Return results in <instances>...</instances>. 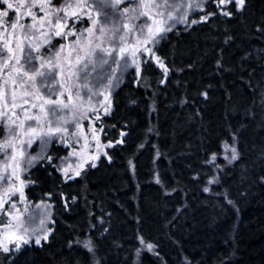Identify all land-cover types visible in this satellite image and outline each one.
Returning a JSON list of instances; mask_svg holds the SVG:
<instances>
[{"label":"trees","instance_id":"16d2710c","mask_svg":"<svg viewBox=\"0 0 264 264\" xmlns=\"http://www.w3.org/2000/svg\"><path fill=\"white\" fill-rule=\"evenodd\" d=\"M227 9L207 4V23L166 34L155 54L167 75L152 63L124 75L99 120L112 146L95 167L64 181L66 150L50 144L52 160L25 176L26 200L51 206L50 235L0 264H93L72 246L89 238L98 264H264V0ZM233 137L239 158L206 194L208 160ZM141 237L155 253L136 263Z\"/></svg>","mask_w":264,"mask_h":264},{"label":"snow or ice","instance_id":"6c2138e0","mask_svg":"<svg viewBox=\"0 0 264 264\" xmlns=\"http://www.w3.org/2000/svg\"><path fill=\"white\" fill-rule=\"evenodd\" d=\"M212 0H78L77 3H69L65 0V3L59 7L53 5V0H0V26H7L10 23V27L15 30L20 28L22 30L24 40H32L36 38V32L40 31L44 27V23H47L49 32H41L44 36V43L51 44L53 36H67L75 35L77 40L85 39L88 41V52L84 56H80L79 52L83 51V47L77 45L73 49L77 53L76 62L72 64L71 60H68L67 75L65 76V69L59 64L55 63L52 58L45 59L43 56H33V52H39V46H33L31 43L26 46H21V56L16 59V64L19 65L16 71L19 75L27 77L28 81H31L35 86L36 92L41 93L38 98L43 101L40 105V115H28L25 120H22L20 124H16L14 121L12 124L6 126L7 138L0 142V184L7 183L13 188L12 194L16 191L20 192L21 202H24L25 197L22 187L24 181L21 180V188L15 189L13 185V178L19 179V173L16 171L25 170V166H34L36 162L47 159L52 160V157L48 155V148L54 139L59 136L62 142H67L64 133H69L67 125L76 123L75 111L84 103L83 97L87 96L90 101L92 97L98 95H104L103 91H97L96 87L103 85L105 80L108 81L107 87L112 86V76L116 73L117 68L126 69L128 67L127 58L125 53L127 51V45L132 38L135 39V45L132 50L133 63L136 64L137 74H140L141 64H147L149 60L155 59L157 64L164 70L167 75V68L164 66V62L160 57L155 54V47L160 41L166 38V34L173 31L177 24L192 25L199 23H207L209 19L215 15L216 12L205 11L208 3ZM217 7L221 5L233 4L237 12L244 10L246 0H216ZM121 5H128L121 8ZM6 6V8H5ZM26 8L25 15H30L32 18V24L20 23V15H17L13 20L10 16V11H18L19 9ZM34 8H39L44 12L43 17H38L37 13L33 11ZM77 8L79 12H72L71 16L80 19L82 15H87L92 20V27L84 29L85 33L95 37V40L88 39L84 36V33L77 34L71 30L65 32L64 29L75 28V23L69 25V9ZM88 10L85 12V10ZM203 12L204 14L199 19H189L191 12ZM63 13V15H61ZM93 13L96 15V19H93ZM220 15L225 17H231L233 13L230 10H221ZM7 18V19H4ZM125 20L127 22H125ZM138 21L139 23H134ZM37 22L40 23V27L37 28ZM111 24V27L108 25ZM7 29L5 28V31ZM259 30V29H258ZM111 45V47H103L104 41ZM95 41H99L96 43ZM63 51V45L61 46ZM138 52L146 53L149 60H141L137 62L136 55ZM119 54L120 60H116L115 56ZM60 56V52L56 53V57ZM0 58L3 59V64L0 67H4L7 64V58L3 57V53L0 52ZM36 61L40 62L39 68L36 67ZM110 61L116 64V68H111V74L105 71V66L110 67ZM123 61V63H121ZM219 66V61L217 62ZM91 67L92 72L97 74V84L94 87H89V77L92 72L88 69ZM99 68L101 71H97ZM59 77H64V81L60 82ZM7 81H5V85ZM13 84L16 81L13 80ZM27 87V85H25ZM82 90H86L83 91ZM5 95L8 93L6 87L0 89ZM32 92H26V95H32ZM105 100L108 97L105 96ZM80 102L79 104L77 102ZM24 100L23 103H27ZM16 100L13 91L12 105L15 106ZM110 103V102H109ZM35 108L36 106L33 105ZM105 114L109 109L105 106ZM99 118V117H97ZM34 122V123H32ZM5 125L3 118L0 117V134H3ZM123 135V133H121ZM23 136L27 139L20 140V159L16 156V147L13 143L18 137ZM75 136V133H69V138ZM38 142L39 151L36 155H31L25 150V145L28 149L32 148L33 144ZM120 143V141H117ZM112 145L109 144L108 147ZM225 153H231L230 157L225 156V159L229 160V163L238 160L239 154L235 147V137H233V143L230 145L228 142L223 144ZM69 155H72L70 153ZM216 159L215 154L212 156V160ZM131 163V162H130ZM96 165L93 163L92 167ZM72 166L60 169L67 179H74L75 176L80 175V171L75 172V176L69 175V170ZM80 169H83V164L79 165ZM11 169V172L9 171ZM215 179H210L208 184L215 183ZM159 183V180H157ZM205 192H209L208 187L204 188ZM51 195V194H49ZM227 200V197H225ZM75 200V198H73ZM231 203L230 200H227ZM6 201L0 200V212L7 211L3 208V204ZM11 207L16 209L17 205L12 203ZM42 205H36V208H41ZM50 205H43L45 212ZM28 209L25 208V212ZM12 213L9 211L8 215ZM43 215V213H42ZM34 217H29V221H33ZM0 219V223H2ZM45 220L41 219L39 228H32L22 225V231L27 236L30 234H36L40 231H44ZM47 240V232L43 236L36 235L35 243L40 244L41 240ZM19 240L23 244H28L29 239L19 237ZM141 245H145V240L141 237L139 240ZM84 249L89 253H94L95 246L93 241L89 238L84 241H77ZM149 252L153 251L154 246L151 243L146 244ZM20 243L16 244V250H19ZM0 250L5 253L12 251L9 247L0 244ZM140 250L137 249V255Z\"/></svg>","mask_w":264,"mask_h":264},{"label":"rangeland","instance_id":"374dc122","mask_svg":"<svg viewBox=\"0 0 264 264\" xmlns=\"http://www.w3.org/2000/svg\"><path fill=\"white\" fill-rule=\"evenodd\" d=\"M13 2H17V0H13ZM27 2V0H26ZM69 3H77L78 0H67ZM91 2V0H89ZM212 4V6L220 12L221 10H228V6L231 5H221L219 8L217 7L216 0H212V2L208 3ZM128 6V5H121V8ZM235 7V6H234ZM6 8V6H5ZM207 9V6H206ZM205 9V11H206ZM34 12L37 13L38 17H43L44 12L40 11L39 8H34ZM79 12V9L72 8L69 9V19L68 23L69 25L75 23V28L71 29H64L65 32L71 30L73 32H76L77 34L84 33V36L88 37V39L95 40L94 36H91L88 33L84 32V29L92 27V20L88 18V16L82 15L80 19H77L74 16H71L72 12ZM88 10L86 9L85 12ZM27 12L26 8L19 9L18 11H10V16L14 20L17 15H20V23L23 24H32V18L30 15H25L24 13ZM203 12H191L189 19H199L201 15H203ZM63 15V13H61ZM93 19H96L95 13H93ZM7 19V18H4ZM125 22H127L125 20ZM10 23L7 26H0V52L3 53V57L7 58V64L4 67H0V89L6 87L8 89L7 95H5L2 91H0V117L3 118L4 121V131L3 134H0V142H2L5 138H7V128L6 126L9 124H12L13 121L18 125L22 120H25L26 116L28 115H40L41 117L43 114L40 112V105L43 103L41 99L38 98V96L41 93H37L35 86L32 85L31 81H28L27 77L21 76L17 73L16 68L19 67V65L16 64V59L21 56V46H26L27 44L31 43L33 46H39L40 51L39 52H33V56H43L45 59L52 58L55 63L59 64L61 67L65 69L64 75H67V68H68V60L70 59L72 64H75L76 62V55L77 53L73 51L74 48L79 46L83 47V51L79 52L80 56H84L88 52V41L85 39L77 40V36L70 35L67 36V38H64L62 36H53L52 42L55 40H61L62 44L56 48H51V44H45L44 43V36L41 35V32H49L50 29L47 26V23H44V27L36 32V38L32 40H24L22 30L20 28H17L13 30L10 27ZM134 23H139L138 21H134ZM196 25V24H195ZM111 27V24L108 25ZM193 26V25H192ZM40 27V23L37 22V28ZM5 28L7 29L5 31ZM189 28L187 25L183 24H177L175 26L174 30H185ZM96 43H99V41H95ZM63 45V51H61V46ZM135 45V39L132 38L130 40V43L127 45V51L125 53V56L127 58V64L128 67L126 69H119L117 68L116 73L112 76V86L109 88L107 87L108 81L105 80L103 82V85L96 87L97 91H103L104 95H98L95 97H92L91 100H88L87 96L83 97L84 103L81 104V106L77 109H74L75 111V117L76 121L78 122V127L76 123L67 125L69 129V133H75V136H71L69 138V133H64V137L66 139V143L61 141V138L57 136L54 139V144L57 146H61L63 149L66 150L65 157L61 160V165L59 167L60 174L62 176V179L64 181H71L76 178L81 177L89 168L92 167V164H96L97 161L105 156L106 149H110L108 145L110 144H103L100 142V121L101 117H103L105 114V106L110 109V103H111V93L112 91L122 83L124 75L130 71L133 70L136 76H139L137 74L136 70V64L133 63V56H132V50ZM157 46V45H156ZM103 47L108 48L111 47V45L107 42V40L104 41ZM156 48V47H155ZM155 50V49H154ZM60 52V56L57 58L56 53ZM116 60H120L119 54L115 56ZM137 62L141 60H149V57L146 53L138 52L136 55ZM3 59L0 58V64H3ZM123 63V61H121ZM148 63H152L155 66H158L161 68L155 59L149 60ZM110 67L105 66V71H107L109 74H111V68H116V64L114 62L110 61ZM143 64H141L142 66ZM40 62L36 61V67L39 68ZM89 72H92L91 67L88 69ZM97 71H101L99 68H97ZM97 74L95 72H92V75L89 77L88 83L89 87H94L97 84ZM13 80L16 81V84H13ZM60 82L64 81V77H59ZM5 81H7V84L5 85ZM27 85V87L25 86ZM15 95V106L12 105V95ZM86 91V90H82ZM26 92H32V95H26ZM105 96L108 97V100H105ZM24 100H27V103H23ZM110 102V103H109ZM80 103L79 101L77 102ZM33 105L36 107L34 108ZM109 112V111H108ZM99 117V118H97ZM34 123V122H32ZM21 139H27L26 137L20 136L16 140L13 141L16 147V156L17 159H20V140ZM223 142L220 146V153L216 156V159L213 161L212 156H210L208 160V165L211 166L213 175L208 180H206L204 188L208 187L210 189L209 192H205L204 188L203 191L206 194H211V190L213 187H215L218 184V175L223 172L224 169L231 167L236 161H233L229 163L228 159H225V156L231 155V153H225L223 148ZM228 143L231 145L233 143V138L228 141ZM235 141V147L237 148ZM25 150L30 153L31 155H36V153L39 151V145L38 142L34 143L32 148L28 149L25 145ZM238 151V150H237ZM72 153V155H69ZM47 160V159H45ZM39 161L35 164L43 162ZM34 164V166H35ZM83 164V169L79 168V165ZM69 165L72 167L69 170V175L75 176V172L80 171L79 176H75L74 179H67L64 176L63 172L60 170L62 168H67ZM28 167L25 166L24 171H20L17 169L16 171L19 173V179L13 178V185L15 189L21 188V180L24 181V185L22 187L23 194L25 197V191L28 188V185H30L29 182L26 181L25 176L29 173V171L34 167ZM129 169L132 173V165H129ZM11 172V169L9 170ZM210 179H215L216 182L213 184H208V181ZM155 182H157V178L155 175V178L153 179ZM13 188L10 187L7 183L0 184V200L6 201V203L3 204V208L7 211L0 212V219H2V223H0V244H3L10 249H12L11 252H17L16 250V244L20 243V248L25 245L20 242L19 237H23L24 239H29V243H33L34 245H37L35 243V236L40 235L43 236L45 234V231L47 232V239L50 235V221H51V206L47 208V211L45 212L43 205H49L48 203L41 202L32 204L28 202L25 198L24 202H21L20 198V192L16 191L15 194H12ZM12 203H15L17 205L16 209H13L11 207ZM36 205H42L41 208H36ZM25 208L28 209L27 212H25ZM11 212V215H8V212ZM43 213V215H42ZM29 217H34L33 221H29ZM41 219L45 220L44 224V231H40L36 234H30L25 235L22 231V225L24 227H28L30 230L32 228H39ZM87 239L78 240L75 239L73 241L72 246H78L83 249L81 244H78L77 241H84ZM140 238L137 239L138 242V249L140 250L139 255L136 254L135 262L137 263V260L139 256L143 253L148 254H154V248L153 251L149 252L147 250L146 244L141 245L139 242ZM47 240H41L40 243L45 242ZM28 243V244H29ZM19 248V249H20ZM87 251L86 249H84ZM88 252V251H87ZM10 253V252H9ZM89 253V252H88ZM8 253L3 252L0 250V263L2 259L7 255ZM92 256V263L98 264L96 261V258L94 256V253H90Z\"/></svg>","mask_w":264,"mask_h":264}]
</instances>
